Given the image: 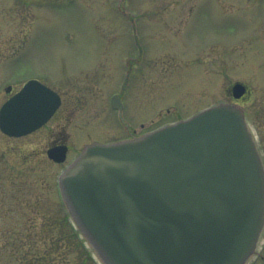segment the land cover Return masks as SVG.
<instances>
[{
	"label": "rangeland",
	"instance_id": "rangeland-1",
	"mask_svg": "<svg viewBox=\"0 0 264 264\" xmlns=\"http://www.w3.org/2000/svg\"><path fill=\"white\" fill-rule=\"evenodd\" d=\"M123 71L130 124L232 102L243 83L264 157V0H0V105L5 85L27 77L64 97L32 133L0 131V264H93L64 237L55 182L81 142L128 134L107 105ZM52 141L64 161L47 157ZM257 247L249 264H264V225Z\"/></svg>",
	"mask_w": 264,
	"mask_h": 264
},
{
	"label": "water",
	"instance_id": "water-1",
	"mask_svg": "<svg viewBox=\"0 0 264 264\" xmlns=\"http://www.w3.org/2000/svg\"><path fill=\"white\" fill-rule=\"evenodd\" d=\"M56 95L29 80L1 105L0 129L40 126ZM58 186L103 264H245L264 224L263 163L242 112L225 103L135 139L89 144Z\"/></svg>",
	"mask_w": 264,
	"mask_h": 264
},
{
	"label": "flooded vegetation",
	"instance_id": "flooded-vegetation-1",
	"mask_svg": "<svg viewBox=\"0 0 264 264\" xmlns=\"http://www.w3.org/2000/svg\"><path fill=\"white\" fill-rule=\"evenodd\" d=\"M139 46L140 45L138 44L137 45V48L138 49H139ZM141 50H142V48L140 46V51ZM140 54H141V52H140ZM127 76L129 77L128 71H123L122 72V75H121V78H120V88L115 89L114 91H111L109 93L108 98H107V105H108V108L112 111L113 116L116 117V118L118 117V119H119V121L121 123V126L124 128V130L126 131V130L129 129L128 130V134L131 133L129 131H132V130H135L136 129L135 125L139 128L138 129L139 130V132H138L139 134L138 135H141V134L145 133L146 131H149V130H151V129H153V128H155V127H157V126H159V125H161V124H163L165 122L174 121V120H177V119H179L181 117V116H179L176 119H166V120H162V121L160 119L159 120H156L154 118H151L149 120H138V121L135 122V121H133V119L132 120L130 119L129 121H132L133 124H130L125 118H122L121 117V113L127 111L128 108H129L128 102L126 101V97H125L126 96L125 91H126V87H127L126 86ZM29 78H36V77H27V78L23 79L22 81L21 80H16L15 83H10L11 84V91L9 93H7L8 95H7L6 98H8L9 96H11L15 92H17L21 88V86L23 85V83L26 80H28ZM43 83L47 84L46 82H43ZM118 85H119V81H118ZM51 88L54 89L53 87H51ZM54 90L60 96L59 107L57 108V110L54 112V114L49 118V120L44 125H46L53 118V116L56 114V112L64 105V97H63V95L61 94V92L57 91L56 89H54ZM249 94H250L249 88L247 87L246 92H244L240 97H237L236 98L233 95L232 90L229 91V95L228 96L230 97V99H231V101L233 103L239 104L240 103L239 101L240 100H243V101L246 100L247 97L249 96ZM112 98L114 99V101H112ZM155 121H156V123H155ZM253 126H254V124H253ZM84 129H86V127L83 128V131H84ZM254 129H255V127H254ZM128 134L125 135V136H119V137L110 138V139L109 138L108 139H98L96 137H93V138H90L88 141L81 142L80 145H79V147H83L87 143H90V142H93V141H103V142H107V141H115V140H120V139H124V138L138 136V135H135L134 133H132L131 136L128 135ZM60 143H62V142L52 141L51 145H49V146H54V145H57V144H60Z\"/></svg>",
	"mask_w": 264,
	"mask_h": 264
},
{
	"label": "trees",
	"instance_id": "trees-1",
	"mask_svg": "<svg viewBox=\"0 0 264 264\" xmlns=\"http://www.w3.org/2000/svg\"><path fill=\"white\" fill-rule=\"evenodd\" d=\"M57 212L55 213V217L59 218L61 221L62 226H66L68 228V233H64V237L65 238H70L72 237L73 239H75L76 245H78V247L81 248L82 252L85 254V256L88 258V260L94 264L93 259L90 256V253L84 248L81 240L77 237L76 232L73 230V228L71 227V224L69 222L68 216L65 212V210L62 208V205L60 204V202L58 201V208H57ZM52 246V245H51ZM53 247V246H52ZM53 249H55L53 247ZM52 254V250H49V252L47 253V256H45L42 260H45L46 262H48L50 260V255ZM47 258V259H46Z\"/></svg>",
	"mask_w": 264,
	"mask_h": 264
}]
</instances>
